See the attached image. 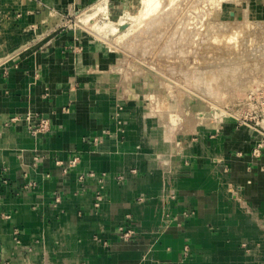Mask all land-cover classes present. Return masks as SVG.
Returning a JSON list of instances; mask_svg holds the SVG:
<instances>
[{"label": "crops", "instance_id": "1", "mask_svg": "<svg viewBox=\"0 0 264 264\" xmlns=\"http://www.w3.org/2000/svg\"><path fill=\"white\" fill-rule=\"evenodd\" d=\"M22 1L42 13L0 62V264H264L256 132L223 126L160 161L145 126L110 119V84L95 70L111 55L59 24L94 0ZM26 112L27 124L9 120Z\"/></svg>", "mask_w": 264, "mask_h": 264}, {"label": "rangeland", "instance_id": "2", "mask_svg": "<svg viewBox=\"0 0 264 264\" xmlns=\"http://www.w3.org/2000/svg\"><path fill=\"white\" fill-rule=\"evenodd\" d=\"M132 1L138 0H94L59 23L67 28L76 22L75 28L111 55L95 73L110 84L114 125L135 128L139 121L150 145L142 148L160 161L169 162L223 126L255 131L253 153H259L264 148V0H156L155 8L130 15ZM29 9L22 0H0V62L30 39L25 34L20 40L19 30L42 11ZM12 15L17 17L9 28L4 22ZM131 101L134 120L124 121ZM31 115L9 120L23 118L27 124Z\"/></svg>", "mask_w": 264, "mask_h": 264}, {"label": "bare ground", "instance_id": "3", "mask_svg": "<svg viewBox=\"0 0 264 264\" xmlns=\"http://www.w3.org/2000/svg\"><path fill=\"white\" fill-rule=\"evenodd\" d=\"M156 0H138V1H132L131 4H128L129 6V11L131 12L130 15H132V12L135 14L142 13L143 10H148L149 8H155L156 7ZM143 3V6L140 4ZM141 5V6H140ZM145 12V11H144ZM143 14V13H142Z\"/></svg>", "mask_w": 264, "mask_h": 264}, {"label": "built area", "instance_id": "4", "mask_svg": "<svg viewBox=\"0 0 264 264\" xmlns=\"http://www.w3.org/2000/svg\"><path fill=\"white\" fill-rule=\"evenodd\" d=\"M69 18H71V13L68 14L67 18H64V19L66 20V19H69ZM62 19H63V17H62ZM75 25H76V22L73 21V24H70L67 28H71V27L75 28ZM42 123L47 124V120L43 119ZM118 230H119V238L121 240L128 241V240L132 239V237H133L132 230L127 229L124 226H119Z\"/></svg>", "mask_w": 264, "mask_h": 264}]
</instances>
